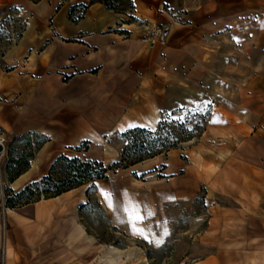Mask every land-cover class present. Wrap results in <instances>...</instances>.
Segmentation results:
<instances>
[{"label":"crops","instance_id":"crops-1","mask_svg":"<svg viewBox=\"0 0 264 264\" xmlns=\"http://www.w3.org/2000/svg\"><path fill=\"white\" fill-rule=\"evenodd\" d=\"M131 2L132 13L123 14L91 0H0L25 16L21 37L0 56V131L5 141L26 133L47 140L34 154L37 168L13 190L39 180L66 148L99 144L112 129H128L127 121L149 129L152 120L156 127L165 112L184 105L180 84L190 76L186 68L196 64V45L219 42L227 50L220 57L223 90L244 91L252 99L246 106L240 98L222 101L219 108L234 119L220 118L235 128L246 142L244 155L256 162L242 163L230 204L207 208L204 253L190 264H264V0ZM76 5L88 8L72 22ZM129 15L142 26L128 23ZM165 24V43H152L151 29ZM44 147L47 155L38 158ZM165 167L162 176L172 175ZM84 186L3 210L8 230L0 264L100 259L99 247L110 245L99 243L82 222ZM95 196L110 208L100 189Z\"/></svg>","mask_w":264,"mask_h":264},{"label":"rangeland","instance_id":"rangeland-1","mask_svg":"<svg viewBox=\"0 0 264 264\" xmlns=\"http://www.w3.org/2000/svg\"><path fill=\"white\" fill-rule=\"evenodd\" d=\"M24 19V14L22 16L18 10L14 12L9 6H0V56L15 42V34L22 28ZM134 24L142 26L139 22ZM196 47V64L189 65L184 73L190 70V76L181 79L184 105L165 112L163 116L166 121H192L189 128L202 126L204 130L200 135L182 143L176 150L128 168L113 166L124 146L120 132L100 139L99 144L81 142L77 147L64 150V155L69 158L101 161L105 167H112L106 177L96 182L86 194V204L80 210V217L87 231L99 243L131 252V257L136 258L134 264H190L201 256L204 248L200 247V236L206 224L207 208L230 204L240 180L242 163L256 160V156L244 155L246 142L240 141L235 128L223 123L220 118L226 115L234 119L219 108L222 101L235 103L240 98L245 106L251 105L252 101L244 91L228 92L222 88L220 57L227 50L222 52L219 42H203ZM261 85L264 87V77L261 78ZM260 103L264 108V94L260 95ZM173 111L176 113L172 115ZM96 118L94 120L97 121ZM261 122V126H264V116H261ZM4 138L2 136L4 152L0 156L1 248L8 230L3 210L51 195L54 187L59 186L63 179L55 173L50 181L38 182L48 174V169L39 180L29 182H38V186L31 185L26 193L19 196L18 193L29 183L22 189L9 187L7 169L11 166L10 160L17 161L13 164L14 169L21 168L34 148L33 144L39 140L28 136L11 141ZM249 147L250 150L253 148L251 145ZM165 166H169L168 173L172 175L162 176ZM85 185L91 186L90 183ZM97 189L111 193L109 209L105 210L96 198ZM130 211L138 213L143 219L131 221ZM99 263L95 258L93 264ZM121 264L131 263L125 261Z\"/></svg>","mask_w":264,"mask_h":264},{"label":"trees","instance_id":"trees-1","mask_svg":"<svg viewBox=\"0 0 264 264\" xmlns=\"http://www.w3.org/2000/svg\"><path fill=\"white\" fill-rule=\"evenodd\" d=\"M95 2L102 3L108 10L123 14H126L127 11L132 13L133 9L131 0H91V3ZM9 8L14 12H17L15 7L9 6ZM87 8L88 5L73 6L69 12L70 20L72 22L80 20ZM74 11H78L75 17L73 16ZM128 18V23L136 22L132 15H129ZM23 31L24 24L19 32L15 34V42L21 37ZM175 113L176 112L173 111L172 115ZM191 122L192 121H184L179 123L172 119L166 121V118L162 115L154 129L135 127L123 131L120 133V136L124 140V146L121 148L118 160L113 163V166L116 168H128L141 161L143 162V160L145 161L158 155L165 154L171 150L178 149L182 143L193 140L204 130L202 126L189 128V124ZM22 136L37 139L39 142L33 144L34 148L26 157V161L21 168L14 169L13 164L17 161L15 159L10 160L11 166L7 169L10 176V183L29 168V160L34 158L35 152L38 151L47 141L46 138L36 133H26L15 137L13 140ZM111 169V166L105 167L101 161H85L78 157L69 158L62 154L52 162L49 167L48 174L38 182L46 183L50 181L55 173L63 178L60 185L54 187L53 193L44 198L55 197L68 190L91 183V186L86 190L87 194L88 191L93 188V182L95 180L104 179L106 177V173ZM38 182L29 183L18 193V195L22 196L26 193L31 185L38 186ZM40 199L41 198L34 201H28L25 204L32 203ZM10 208H15V206Z\"/></svg>","mask_w":264,"mask_h":264},{"label":"bare ground","instance_id":"bare-ground-1","mask_svg":"<svg viewBox=\"0 0 264 264\" xmlns=\"http://www.w3.org/2000/svg\"><path fill=\"white\" fill-rule=\"evenodd\" d=\"M136 123L132 122V121H127V126L129 127L128 129H132V128H135V127H145V126H142V125H137ZM148 125H149V127H151L149 129H154L155 128L154 122L152 120L148 121ZM115 131H118V132L122 133L125 130H123L122 126H119V130L112 129L108 133L107 138H109L110 135H112ZM47 148L48 147H44V149L39 153L38 158L45 157V155H47V153H48ZM37 163L38 162L35 161L34 159L31 160V169L26 171V172H24V173H22L20 176H18L17 179H15V181H13V182H11L9 184V187H11L13 189V188H16L17 185L20 186L21 182H23L26 179H28L29 175L31 174V171H33V170H35L37 168ZM89 186L90 185H87V186L85 185L84 187L88 188ZM6 212L10 213L11 209H7ZM99 249L101 250V251H99V252H101V254H100V259L98 258V260L105 261L107 264H121V263H123L125 261H128L131 264H134V261L136 260V258L131 257L132 253H128L126 251H123L122 249H119V248H117V247H115L113 245H110V246H107V247L100 246ZM133 255H134V253H133Z\"/></svg>","mask_w":264,"mask_h":264},{"label":"built area","instance_id":"built-area-1","mask_svg":"<svg viewBox=\"0 0 264 264\" xmlns=\"http://www.w3.org/2000/svg\"><path fill=\"white\" fill-rule=\"evenodd\" d=\"M168 33H169V26L165 24L151 29L149 37L152 43L156 42L159 44H164L168 36ZM3 152H4L3 139L2 136H0V156Z\"/></svg>","mask_w":264,"mask_h":264},{"label":"snow or ice","instance_id":"snow-or-ice-1","mask_svg":"<svg viewBox=\"0 0 264 264\" xmlns=\"http://www.w3.org/2000/svg\"><path fill=\"white\" fill-rule=\"evenodd\" d=\"M213 122H217V121H213ZM102 195L105 197L106 200H108L109 206L111 207V193H109L107 191H103ZM126 211H127V209H126ZM129 219L131 221H136V220L143 219V217H141L138 213H135L134 211H130L129 212ZM133 226H135V225H133ZM166 234H167V232H165V235ZM157 243H160V241H157Z\"/></svg>","mask_w":264,"mask_h":264}]
</instances>
